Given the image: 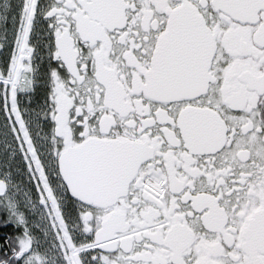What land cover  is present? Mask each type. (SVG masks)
I'll return each instance as SVG.
<instances>
[{"label": "snow or ice", "instance_id": "snow-or-ice-1", "mask_svg": "<svg viewBox=\"0 0 264 264\" xmlns=\"http://www.w3.org/2000/svg\"><path fill=\"white\" fill-rule=\"evenodd\" d=\"M0 264H264V0H0Z\"/></svg>", "mask_w": 264, "mask_h": 264}]
</instances>
